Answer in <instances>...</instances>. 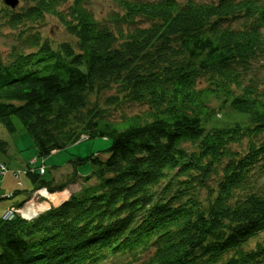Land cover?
Returning <instances> with one entry per match:
<instances>
[{
  "label": "trees",
  "instance_id": "1",
  "mask_svg": "<svg viewBox=\"0 0 264 264\" xmlns=\"http://www.w3.org/2000/svg\"><path fill=\"white\" fill-rule=\"evenodd\" d=\"M112 1L98 19L91 0H0L9 27L51 15L73 38L26 34L8 61L0 48V123L14 132L18 118L43 158L111 140L71 159L60 185L28 171L51 192L96 182L32 219H0V264H264V0ZM212 99L248 122L211 124ZM127 103L148 113L111 119Z\"/></svg>",
  "mask_w": 264,
  "mask_h": 264
},
{
  "label": "rangeland",
  "instance_id": "2",
  "mask_svg": "<svg viewBox=\"0 0 264 264\" xmlns=\"http://www.w3.org/2000/svg\"><path fill=\"white\" fill-rule=\"evenodd\" d=\"M186 1V0H180ZM197 2H216L217 0H195ZM29 3V0H19V4L15 9L25 7ZM89 8L94 12L95 16L98 19L108 18L109 15L114 10H118V7L112 0H91L88 4ZM2 22L1 31H0V48L4 55L6 61L9 59V53L13 46H24L22 44V36L32 33L39 32L44 39H48L52 42V45L56 47L59 43L63 41L73 40L64 26L59 22L55 16L47 15L44 21H40L37 24H30L28 27L22 25L17 28L9 27L4 20ZM243 19H238L233 22V25H241ZM264 32V28H263ZM261 78L264 77V54L254 65V72ZM113 92H105L104 95L112 94ZM212 106L214 107V115L211 116V124H226L234 122H248V116L244 114L237 113L228 105L222 103L220 99H212ZM148 113V107L145 104L140 103H127L120 106L118 109H113L111 111V119L120 120L122 116H133L140 115L146 116ZM15 131H9L5 125L0 123V141L5 142L6 149L2 150L0 148V163H6L7 172L2 174L0 171V189L2 187H13L17 189V194L14 197H3L0 198V202L4 203L7 200L21 199L22 195H26L27 191H31L34 188V183L29 170H32L35 166L31 164L32 159H37V166L44 162V167L47 170L45 174L42 175V178L47 180H52L50 185H60L68 181L72 176L73 167L70 164V160L75 157H87L91 154H98L100 152L106 151L110 145L111 140L106 138L97 137L94 139L83 138L81 141L63 149L60 151H55L48 155L47 157H39L37 154V149L34 143L33 137L23 126L22 122L18 119H14ZM246 144V140L244 143ZM78 171L83 176L87 175L91 171V166L89 163H85L79 166ZM39 172V170H37ZM78 172V173H79ZM80 174V175H82ZM96 182L95 179L90 180L88 183H85L82 179H79L76 183H70L65 186L64 189H59L54 192L47 190L45 187L39 188L42 189L39 192H34L30 198L37 202H41L42 205L47 206L49 203L51 207H56L60 205L63 201L68 199L72 193L80 192L83 186L88 184H93ZM261 183L264 185V176L261 180ZM24 184V186H23ZM26 190V191H23ZM45 191V193H44ZM0 203V206H1ZM50 207V208H51ZM43 209V208H42ZM41 209V210H42ZM49 209V208H48ZM46 209V210H48ZM37 210L38 214L46 210ZM41 211V212H39ZM36 214L34 217H36Z\"/></svg>",
  "mask_w": 264,
  "mask_h": 264
},
{
  "label": "crops",
  "instance_id": "3",
  "mask_svg": "<svg viewBox=\"0 0 264 264\" xmlns=\"http://www.w3.org/2000/svg\"><path fill=\"white\" fill-rule=\"evenodd\" d=\"M32 160H35V159H32ZM4 164H6V163H4ZM39 166H40V164H39ZM46 171L47 170L45 169V172L43 174H45ZM79 174H82V173L79 172ZM82 175H84V174H82ZM23 186H24V184H23ZM40 190L41 189H39V188L35 189V185H34L33 190L27 191V194L26 195H22L21 199L15 200V198H14V201L13 200H7L4 203L0 202L1 203V206H0V219L3 218V215L6 212V210L8 208L12 207V206H15L18 209V214L21 215L24 218L25 217H27V218L31 217V215H30L31 211H35L36 214H38L37 210H41L43 208L41 210V211H43V210H46V209L50 208L52 206L50 203L47 206H45V205H42L41 202L40 203L39 202L35 203V201L31 199L32 197L30 198V196H32L34 192H39ZM23 191H26V190H23ZM17 192H18L17 189H13V187H10V186L5 187L4 186V187H2V189H0V198H3V197H14L17 194ZM41 211H39V212H41Z\"/></svg>",
  "mask_w": 264,
  "mask_h": 264
},
{
  "label": "built area",
  "instance_id": "4",
  "mask_svg": "<svg viewBox=\"0 0 264 264\" xmlns=\"http://www.w3.org/2000/svg\"><path fill=\"white\" fill-rule=\"evenodd\" d=\"M31 164H34L35 167L32 170H30V171H37V170H39V172L41 174H43L45 172V167L43 165L44 162H42V164L40 166L39 165L37 166V160L35 159V160H32L31 161ZM7 169L8 168H7L6 164L0 163V171H1L2 174H6ZM17 213H18V209L15 206H12V207H10V208H8L6 210V212L3 215V219L4 220H13L14 218H16Z\"/></svg>",
  "mask_w": 264,
  "mask_h": 264
},
{
  "label": "water",
  "instance_id": "5",
  "mask_svg": "<svg viewBox=\"0 0 264 264\" xmlns=\"http://www.w3.org/2000/svg\"><path fill=\"white\" fill-rule=\"evenodd\" d=\"M5 4L11 8H16L19 4V0H4Z\"/></svg>",
  "mask_w": 264,
  "mask_h": 264
},
{
  "label": "bare ground",
  "instance_id": "6",
  "mask_svg": "<svg viewBox=\"0 0 264 264\" xmlns=\"http://www.w3.org/2000/svg\"><path fill=\"white\" fill-rule=\"evenodd\" d=\"M44 193H45V191H44ZM17 215H19V214L17 213ZM30 215H31V217H28V218L25 217V219H28V220H29V219L34 218V216L36 215V212H35V211H31V212H30ZM23 218H24V217H23Z\"/></svg>",
  "mask_w": 264,
  "mask_h": 264
}]
</instances>
